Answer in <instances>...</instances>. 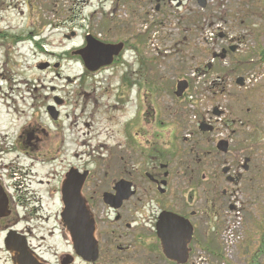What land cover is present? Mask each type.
Instances as JSON below:
<instances>
[{
  "label": "rangeland",
  "instance_id": "rangeland-1",
  "mask_svg": "<svg viewBox=\"0 0 264 264\" xmlns=\"http://www.w3.org/2000/svg\"><path fill=\"white\" fill-rule=\"evenodd\" d=\"M112 1L104 0L107 8L99 14H95L99 10L97 0H90V5L84 8L78 7L83 9L86 21L82 22V28L75 29L76 36H71L72 30L58 32L53 29L51 32L54 44L51 50L56 55L70 53L87 32L98 38H112L117 43L127 41L129 48L123 65L115 69L109 67L95 76L99 88L95 95L111 84L117 88L126 75L133 84L138 83L130 92L132 102H126V107L117 106L115 114L107 113L105 100L99 98L100 104L95 106L90 99L81 100L80 106L85 109L83 120L91 127L80 124L73 132L78 135L75 143L69 142L68 162L100 171L122 170L129 165L139 185H143L145 171L151 172L152 164L147 163L152 154L150 148L155 143L152 136L157 133L156 127H161L163 140L158 144L162 151L170 148V140L177 141L178 155L170 161L176 176L177 211L198 212L194 219L198 229L188 264H195L200 255L208 260L201 264H264V0H210L208 10H197L192 16L164 13L163 23H158L163 20L161 16L135 15L125 7L109 15ZM61 3L59 13L74 7L70 1L62 0ZM122 4L125 0L120 1L119 5ZM52 8L53 13H57L54 3ZM65 34L71 40L66 39ZM230 46L236 47V51L228 53L226 60H213L214 54ZM73 61L63 63V72L67 75L82 73L80 68L74 67ZM56 75L54 70L53 85H63ZM239 78L244 79V86L237 82ZM181 80L187 81L189 88L179 98L175 93ZM72 87L70 85L68 90ZM8 94L0 96V104L10 100L6 97ZM215 107L223 110L224 116H214ZM95 108L105 117H90ZM15 114V110L5 115L2 111L0 122L15 118ZM110 118H115L117 124L94 123ZM126 121L133 122L131 143L124 132ZM203 122L213 124L215 132L202 133L199 126ZM137 134L139 139L135 138ZM190 136L194 142H184ZM221 140L229 142L228 154L216 152ZM209 149L213 153L205 158ZM190 150L194 152L191 157ZM75 151L79 154L76 160L72 158ZM62 158L49 163L55 170L63 169L66 161ZM200 158L205 162L199 161ZM246 158L251 166L248 173L241 168ZM28 164L20 161L26 171L34 170ZM226 166L232 167L234 174L241 173L242 179L237 186L228 183L227 174L221 172ZM47 191L43 186L36 193L43 199L42 204L28 205L26 227L32 238H44L38 243L43 249L51 248L52 253L61 256L66 249L70 253V247L66 248L65 239L61 238L58 201L51 200ZM230 205L241 209L239 216L246 229L245 239L232 258L221 246L225 223L236 216L228 211ZM51 259L55 261L56 257ZM161 264L173 263L163 257Z\"/></svg>",
  "mask_w": 264,
  "mask_h": 264
},
{
  "label": "flooded vegetation",
  "instance_id": "flooded-vegetation-1",
  "mask_svg": "<svg viewBox=\"0 0 264 264\" xmlns=\"http://www.w3.org/2000/svg\"><path fill=\"white\" fill-rule=\"evenodd\" d=\"M66 1H70L71 6L77 8L71 7L68 11L59 13L62 0H0V96L2 98L6 92L10 93L6 95L10 100L7 99L9 101L0 106L4 115L16 111L15 118L3 119L0 122V264H15L13 253L7 245L11 235L22 239L27 251L41 264H73L76 261L81 264H161L165 255L158 238V216L163 212H172L191 221L194 235L198 229L194 222L198 212L189 211L187 214L177 211L176 208L174 195L176 176L170 161L178 155L177 141L170 140V148L162 151L158 143L163 140L161 134L163 130L161 131L162 128L159 126L156 127L157 133L152 136L155 143L150 148L152 154L147 163L152 164L149 167L151 172L145 171L143 185H139V180L129 165L122 170L107 169L103 172L68 162L69 142L75 143L78 135L73 132L80 124L91 127L83 120L85 109L80 106L81 100L90 99L94 106L100 104L99 98L105 100L107 113L115 114L117 106L123 107L126 102L128 104L132 102V98H129L130 92L133 85L137 86L138 83L133 84L126 75L117 88L111 84L108 89L101 90L100 94L95 95L99 90L95 76L109 67L95 73H90L86 69L81 54L89 44L87 36L92 35L90 32L85 34L78 47H74L70 53L54 54L51 50L54 46L52 30L56 29L58 32L72 30L71 36H76L75 29L82 28V22L86 21L83 9L79 10L78 7L90 5V0ZM97 1L99 10H94L95 14L104 12L107 8L104 0ZM120 1H112L109 15L118 11V8L125 7L126 11H131L135 15L161 16L163 20L158 23H163L166 17L164 13L168 15L169 12H178L176 15L184 17L195 15L197 10L201 11L198 0H125V4L119 5ZM52 2L57 11L55 14ZM206 6L207 9L209 5ZM105 28L106 26L102 30ZM69 37L65 34L66 39ZM93 37L105 44L122 43L123 48L110 67L115 69L123 65V58L129 48L127 41L117 43L112 38H98L96 35ZM223 51L225 58H220L216 53L213 60H226L227 54L235 52L236 47L230 46L228 50ZM69 60H74V67L80 68L82 73L74 75L64 73L63 63ZM54 70L57 71V79L63 81V85H53ZM70 85L73 87L68 90ZM110 102L112 104H109ZM89 116L104 118L105 114L95 108ZM94 123L117 124L115 118ZM132 123L126 121L123 124L130 143ZM211 125L214 133L215 126ZM173 134L174 130L171 137ZM139 137L137 134L135 138ZM189 141L194 142L192 136L186 138L184 142ZM206 152L205 158L213 153L211 149ZM188 153L190 157L194 155L193 150ZM61 158L66 161L64 167L55 170L49 162ZM72 158L78 159L79 154L75 151ZM21 160L29 162V168L33 167L34 170L26 171V167L20 165ZM199 161L205 162L204 158H200ZM226 167L227 182L237 186L242 179L241 173L234 174L232 167ZM241 168L248 173L251 170L250 160ZM122 182H126L122 186L124 191L119 192L117 188ZM129 183L131 187H128ZM43 186L48 188L49 198L58 201L60 207L58 225L61 228V238L65 239L64 243L67 245L65 247H70V253L66 249L61 256L57 252L52 253L51 248L43 249L38 243L44 238L39 239L37 236L32 238L28 234L30 230L26 227L28 205L42 204L43 199L38 198L36 193L40 192ZM73 188L78 189L79 202L95 223L99 252L95 262H87L77 256L72 240L67 241L71 239V235L63 215L69 207L71 200L69 191ZM227 192L224 194L227 195ZM21 210H25L26 213H20ZM194 235L189 244L191 252ZM17 250L15 252L20 254V250ZM53 256L56 257L55 261L51 259Z\"/></svg>",
  "mask_w": 264,
  "mask_h": 264
},
{
  "label": "water",
  "instance_id": "water-1",
  "mask_svg": "<svg viewBox=\"0 0 264 264\" xmlns=\"http://www.w3.org/2000/svg\"><path fill=\"white\" fill-rule=\"evenodd\" d=\"M159 1V0H158ZM200 6L205 8L206 1L199 0ZM88 46L84 49L83 60L86 68L90 72H96L102 67L109 66L113 63L114 57L120 54L123 48V44H104L91 36L87 37ZM225 55H220L221 58H225ZM240 86H244L245 82L243 78H239ZM188 89V83L182 81L178 83L176 95L182 97L185 91ZM215 114L220 117L223 112L215 109ZM202 132H213L214 128L206 123H202L200 126ZM219 151L227 153L229 150V144L226 141H221L218 144ZM249 160H246V163ZM222 172L225 174L228 172V168H225ZM124 183L118 185V191L122 192ZM131 187V184H128ZM78 189L70 190L71 200L68 209L63 215L68 223V232L71 235V240L74 245L76 255L82 257L87 262H95L98 259V243L95 237V223L91 215L80 204L77 197ZM159 217L157 224L158 238L162 243L163 252L165 257L177 264H187L190 257L189 244L191 243L194 235V228L191 222L181 216H178L172 212H163ZM21 240V241H20ZM7 245L12 251L15 264H41L40 261L32 256L26 249V246L22 239L16 238L13 235L9 236ZM12 246H11V244ZM19 249L20 254L15 250ZM18 251V250H17Z\"/></svg>",
  "mask_w": 264,
  "mask_h": 264
},
{
  "label": "built area",
  "instance_id": "built-area-1",
  "mask_svg": "<svg viewBox=\"0 0 264 264\" xmlns=\"http://www.w3.org/2000/svg\"><path fill=\"white\" fill-rule=\"evenodd\" d=\"M240 223H235L231 226V228L228 229V231L225 234L224 242L226 245V248L229 252L232 251V249L235 247L237 240L239 239V235L235 234L236 231L239 229Z\"/></svg>",
  "mask_w": 264,
  "mask_h": 264
},
{
  "label": "trees",
  "instance_id": "trees-1",
  "mask_svg": "<svg viewBox=\"0 0 264 264\" xmlns=\"http://www.w3.org/2000/svg\"><path fill=\"white\" fill-rule=\"evenodd\" d=\"M264 55V54H263ZM264 59V58H263ZM264 253V252H263Z\"/></svg>",
  "mask_w": 264,
  "mask_h": 264
}]
</instances>
